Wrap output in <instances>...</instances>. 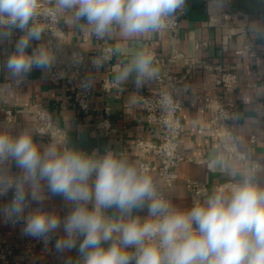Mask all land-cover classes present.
I'll return each instance as SVG.
<instances>
[{"label": "crops", "instance_id": "crops-1", "mask_svg": "<svg viewBox=\"0 0 264 264\" xmlns=\"http://www.w3.org/2000/svg\"><path fill=\"white\" fill-rule=\"evenodd\" d=\"M44 1L53 6L61 16L69 42L85 54L83 70L95 87L90 109H79L72 98L73 87L70 83L53 81L50 78V64L44 69H33L26 77L13 76L6 67L7 59L15 52L18 39L27 35V29L21 32L9 26H0L3 57L0 77V133L13 138L28 133L41 153L49 147H55L61 153L74 150L102 157L106 148H112L118 159L137 169L140 154L134 147V141L138 136L152 137L147 131L142 98L156 93L155 75L158 68L152 63L156 69L155 75L138 77L136 72H132L123 80L117 79L119 72L115 76L118 86L109 93H102L100 83L107 76V68L99 59V42L92 37L87 21H76L74 10L60 9L57 0ZM228 8L237 23L247 17L253 51L237 53L242 45L240 38L237 35L229 37L225 29L208 24L212 5L204 0H188V13L181 20L179 49L185 53L189 64L196 58L207 57L227 63L229 69L239 76L240 87L235 94L237 107L232 123L242 156L232 157L225 152L215 136L211 115L205 108V96L226 95L213 89L210 80L202 71L190 73L177 84L174 94L182 105L179 113L183 124L180 149L185 155L198 161H184L180 164L177 168L179 178L172 190L161 185L172 195V206L177 209L191 207L185 187L186 177L205 180L214 188L216 184H222L227 179L243 180L245 176H249L253 183H258L264 189V173L251 170L252 160H264V0H230ZM29 27L36 26L30 21ZM108 37L123 68L132 64L139 53L147 52L149 48L161 54H167L171 50L170 35L160 27L147 33L125 36L118 25H113ZM200 39L209 41V46L204 50L196 47ZM40 49L48 53L43 33L40 40L30 41L26 52L32 54ZM183 65V62H179L174 70L182 71ZM106 106L110 107L114 132L108 138L99 135L94 125ZM5 107H10L17 113L18 120L15 124L6 122ZM39 107L49 109L55 122L65 131L62 137L49 139L36 132L37 120L34 111ZM252 135L258 137L256 145L251 142ZM150 161L156 169V159L150 157ZM155 169L153 177L156 176ZM18 187L23 189L28 199V207L20 218L12 216L7 210ZM215 191L212 190L211 194ZM33 194L39 197V203L32 200ZM37 208L63 217V197L51 194L44 180L33 183L11 156H0V248L28 236L23 230L25 218ZM73 208L66 210L65 216ZM105 215L121 218V213L116 208L105 210ZM131 216L145 219L148 217L147 208L134 209ZM128 218L127 215L123 217L124 220ZM50 235V242L41 247H18L13 263L81 264L82 258L77 250H56V240L64 235L62 230Z\"/></svg>", "mask_w": 264, "mask_h": 264}, {"label": "clouds", "instance_id": "clouds-1", "mask_svg": "<svg viewBox=\"0 0 264 264\" xmlns=\"http://www.w3.org/2000/svg\"><path fill=\"white\" fill-rule=\"evenodd\" d=\"M184 2L57 0V6L74 10L76 21L86 20L93 34L103 38L113 25L125 36L156 30ZM37 6L38 0H0V25L27 29L7 59L13 76L26 77L50 64L44 49L26 52L30 41L42 35L39 27H29ZM152 61L151 54L139 53L117 79H127L132 72L138 77L155 75ZM0 156H11L33 183L46 181L51 194L74 205L64 217L37 208L25 218L23 230L46 242L49 234L62 230L56 250H77L81 264H264V189L249 176L228 193L216 190L202 203L177 209L157 191L149 175L112 153L96 157L74 150L61 153L55 147L41 153L28 133L15 138L0 133ZM32 200L40 202L34 194ZM27 207L25 192L18 187L7 210L20 218ZM145 207L147 218L131 216L134 209ZM111 208L120 211V219L105 215Z\"/></svg>", "mask_w": 264, "mask_h": 264}, {"label": "built area", "instance_id": "built-area-1", "mask_svg": "<svg viewBox=\"0 0 264 264\" xmlns=\"http://www.w3.org/2000/svg\"><path fill=\"white\" fill-rule=\"evenodd\" d=\"M204 1L212 5V10L208 15V24L225 29L229 37L237 35L242 44L237 53L242 54L246 51H253L248 32L247 17L237 23L234 14L228 8L230 0ZM187 13L188 0H185L182 8L178 9L174 15L166 17L160 26L170 35L171 50L169 53L161 54L152 48L147 51L153 57L152 63L158 68L155 75L156 93L142 98L147 131L152 137L138 136L134 141V147L140 154L138 171L149 175L157 191L171 204L172 195L167 193L162 186L172 190L179 178L177 168L180 164L184 161H198L194 157L185 155L180 149L183 124L179 113L182 105L174 94L177 84L185 80L190 73L196 70L202 71L210 80L211 87L222 91L226 95L225 97L205 96V108L211 115L215 136L225 152L232 157L242 156L239 152L236 131L232 123V117L237 107L235 94L240 87L239 76L231 71L227 63L223 61L199 57L194 59L192 64L187 63L185 53L179 49L181 20ZM31 23L39 27L46 38V47L50 56V78L53 81H67L70 83L73 87V100L79 109L88 111L95 92L94 83L83 70L85 54L69 42L62 26L61 16L46 1L38 0L36 14L32 18ZM0 26L7 25L3 24ZM89 27L92 37L99 42V59L106 64L107 68V76L100 83V91L109 93L118 86L115 76L121 72L123 64L116 57V49L109 41V34L103 38H98L91 31L90 25ZM208 46V39H200L196 43V47L201 50L206 49ZM28 54L31 55L30 53ZM179 62L184 63L180 72L174 70V66ZM2 69L3 57L0 45V77ZM110 114V107H104L94 123L97 133L105 138L111 137L114 133ZM34 115L37 120L36 132L39 135L55 139L65 134L64 129L55 122L49 109L39 107L35 109ZM4 117L9 124H15L18 120L17 113L10 107L4 108ZM251 142L254 145L258 143L257 135L251 136ZM108 153H112L115 156V151L112 148H106L103 156ZM150 157L156 159V169L150 161ZM154 169L156 176L153 177ZM251 170L264 173V160H252ZM241 181V179L230 178L222 184H216L212 188L205 180L186 177L185 187L190 199V205L192 207L197 202H204L212 190L230 192L232 186ZM254 184L261 188L258 183L254 182ZM63 203L65 211L74 207L73 204L64 199ZM50 240V234L47 242L43 238H35L28 235L9 246L1 247L0 264H14L13 260L18 247L35 249L48 244Z\"/></svg>", "mask_w": 264, "mask_h": 264}]
</instances>
